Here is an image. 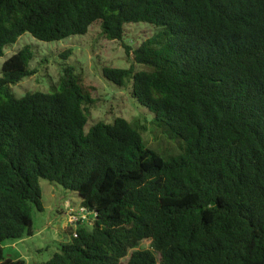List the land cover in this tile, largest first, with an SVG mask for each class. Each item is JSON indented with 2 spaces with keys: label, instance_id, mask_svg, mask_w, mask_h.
Instances as JSON below:
<instances>
[{
  "label": "trees",
  "instance_id": "16d2710c",
  "mask_svg": "<svg viewBox=\"0 0 264 264\" xmlns=\"http://www.w3.org/2000/svg\"><path fill=\"white\" fill-rule=\"evenodd\" d=\"M138 23L154 32L135 47L125 33ZM95 24L133 56L103 77L181 152L161 156L124 117L86 130L97 89L73 66L18 98L37 73L24 46L0 76V264H26L5 245L33 235L42 179L75 192L93 222L72 224L40 264H264V0H0V56L26 33L59 42Z\"/></svg>",
  "mask_w": 264,
  "mask_h": 264
},
{
  "label": "rangeland",
  "instance_id": "374dc122",
  "mask_svg": "<svg viewBox=\"0 0 264 264\" xmlns=\"http://www.w3.org/2000/svg\"><path fill=\"white\" fill-rule=\"evenodd\" d=\"M153 32L154 29L144 23L128 24L125 40L136 47ZM24 46H31L35 53L31 67L37 73L13 86L18 98L30 92L52 91L59 82L63 68L73 66L76 73H81L85 80L97 89L94 97L97 98V103L91 111L86 130L99 121L113 123L117 117H124L134 124L145 127L142 131L145 144L157 150L161 156L170 158L181 152L177 143L181 141L170 139L154 123L153 114L147 107L132 97L129 90L120 88L103 77L104 67L129 68L133 56H127L121 42L105 38L99 24L93 25L86 35L73 36L59 42H43L29 33L24 34L16 44L6 47L4 56H0V76L3 63ZM69 50H72V53L64 57ZM136 67L137 70L146 68L143 65ZM41 187L44 210L34 211L33 235L8 241L5 245L6 258L23 259L26 264L44 263L50 261L59 251L60 243L71 239L68 232L73 229V225L68 220L67 212L71 203L72 207L79 208L78 195L43 179ZM149 246L148 240L141 245L142 248Z\"/></svg>",
  "mask_w": 264,
  "mask_h": 264
},
{
  "label": "built area",
  "instance_id": "2783aa9c",
  "mask_svg": "<svg viewBox=\"0 0 264 264\" xmlns=\"http://www.w3.org/2000/svg\"><path fill=\"white\" fill-rule=\"evenodd\" d=\"M68 220L71 224L88 223L92 224L93 219L91 213L83 206L78 209L70 207L67 212Z\"/></svg>",
  "mask_w": 264,
  "mask_h": 264
},
{
  "label": "crops",
  "instance_id": "0c3cea01",
  "mask_svg": "<svg viewBox=\"0 0 264 264\" xmlns=\"http://www.w3.org/2000/svg\"><path fill=\"white\" fill-rule=\"evenodd\" d=\"M75 227V226H74ZM69 234V233H68ZM70 235V234H69Z\"/></svg>",
  "mask_w": 264,
  "mask_h": 264
}]
</instances>
